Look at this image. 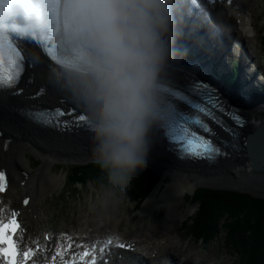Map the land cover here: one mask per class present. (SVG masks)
I'll use <instances>...</instances> for the list:
<instances>
[{
    "label": "bare ground",
    "instance_id": "1",
    "mask_svg": "<svg viewBox=\"0 0 264 264\" xmlns=\"http://www.w3.org/2000/svg\"><path fill=\"white\" fill-rule=\"evenodd\" d=\"M260 1L264 3V0H234L228 7L224 1L216 3L214 10L222 18L220 25L222 29L232 35L234 28L231 24L235 21L237 28L247 35H252L254 29L249 22L250 13L261 7ZM124 22L125 31L133 44H147V47L156 49L155 41L135 29L133 21L125 18ZM177 37L170 35L169 40L179 41ZM185 42L187 43L183 44L181 49L183 52L191 48L199 55L198 61L191 63L192 66H197V63H202L208 57L209 54L205 49L193 45L191 41ZM28 56L31 68L27 73L32 82L21 86L23 94L11 98L9 94L0 93V128L4 132L0 139V171L6 169L8 176L4 197L8 193H12L15 197L9 210L21 221L22 231L17 236V243L21 250L29 253L27 264L63 263L71 260L73 254L83 251L84 248L96 245L111 250L113 244L120 241L127 243L135 251L130 254L118 252L122 258H116L114 264H134L144 260L154 264H165L175 256H184L175 251L179 246V235L175 228L179 227L192 211L191 206L184 201L186 193H191L197 186H223L264 195V171H253L247 160L232 158L214 167L186 164L175 160L166 151L159 136L140 134L139 137L117 139L83 132L67 134L43 132L23 122L16 116L15 111L27 103L22 97L32 94L38 87L45 89L44 95L37 100L41 104L58 105L59 100L67 97L69 100L65 105H75L93 116H102L101 112L112 96L115 98L123 96L119 95L123 90L121 88L119 90L113 80L79 76L68 72L58 75L46 67L40 55L28 51ZM170 60L177 62L176 59L170 58ZM178 62L185 65L181 59ZM241 73H245L243 75L245 86L251 85L252 75L249 74L251 71L247 73L244 69ZM173 77L172 75L171 79ZM115 98L114 102H117ZM246 114L253 122V126L263 121L264 115L261 110L247 109ZM222 134L226 135L223 132ZM8 140L10 142L6 143ZM27 155L42 160L37 170L33 171L30 168L31 160L26 158ZM77 160L86 161L85 163L129 160L138 170L152 167L161 174L162 182H159L160 184L158 183L146 198L140 214L145 215L152 210L164 211L160 223L163 230L156 229L157 231L151 235H146L144 230L139 232L135 229L131 233L126 229L120 230L121 223L113 220L116 205L106 203L104 197L97 200L88 212L91 215L98 213L100 216L101 209L106 210V215L98 220L96 225H92L93 221H96L94 217L90 220L86 212H81L77 219L74 218L76 223L74 228L63 225L56 232L46 234L47 240L43 239L44 235L42 238L36 235V238L31 240L35 225L40 223L43 217L40 202L47 197V194L50 195L61 181L60 177L49 174L54 162L63 164L60 162L69 161L70 164ZM25 199L29 200L26 206L23 205ZM4 213L5 210L1 209L5 219L7 217ZM169 230H174V234L162 237L161 233ZM108 240L112 241L110 247L107 246ZM212 258L209 262H212ZM185 260L188 263L198 261L190 258Z\"/></svg>",
    "mask_w": 264,
    "mask_h": 264
},
{
    "label": "rangeland",
    "instance_id": "2",
    "mask_svg": "<svg viewBox=\"0 0 264 264\" xmlns=\"http://www.w3.org/2000/svg\"><path fill=\"white\" fill-rule=\"evenodd\" d=\"M260 4L261 7L259 9H255L252 13H250L249 22L254 29L252 35L245 34L236 27L235 21L232 22V27L235 28L236 36L239 34V36L243 38L244 45L248 48L247 50L251 59L250 68H256L259 64L260 70L258 71V78L261 76L264 77V43L262 33L264 29V3L260 1ZM64 101H67V99L65 98ZM255 124L257 125L256 122ZM76 137L81 138L78 136ZM26 158L31 160V169L33 171L37 170V168H39L42 164V160L37 157L27 155ZM109 161H102L104 163L98 164L107 163V165H109ZM85 162L86 161L77 160L75 163L85 164ZM113 162L114 166L106 173V176L103 177V182L98 181L100 183L96 184L92 181H97L94 179L95 176H87L86 179L83 180L82 188L79 185L72 186L70 185L71 183L69 184L67 181V175L72 170L71 165L55 164L56 162H54L49 174L60 177L61 181L51 192V194H47V197L40 202L43 217L41 222L35 225L31 239H34L36 235L41 234L43 231L55 232L63 225L74 228V218H78V215L81 212H86V215H88L90 220H92L94 217L96 221H93L94 223H92V225H96L97 222H99L100 219L106 215V210L102 208L100 211V216L98 213L91 215L88 212L90 207L94 205L97 200H101L104 197L106 198V203L108 202V204L112 206L116 205V213L113 217V220H115L116 223H121V226L119 227L120 230L126 229L130 233L134 232L135 229L139 230V232H141L140 230H144L146 235L154 234L157 230H163V228L160 227V223L164 216V211L152 210V212L150 211L145 215H141L140 210L142 209V200L136 201L138 204H136L135 209V204L130 197L132 193H129L130 187H132L134 184L138 186V181L144 177L143 175L146 172H152L157 177V183L154 186H151V183L146 185L148 187V193H152V191L157 187V184L162 182L161 174H159L152 167H146L138 170L129 160H113ZM60 163L68 164L69 161ZM162 187H164V185H162ZM228 188L229 187L223 186H197L193 189V191H191V193L185 194L184 201L191 206L192 211L187 216V218L181 222L179 227L175 228L176 233L179 235V246L175 249V251L178 254H183L185 256H181L182 258H190L191 260L205 261L209 263L211 260L210 258L213 257L212 263L216 262V264L241 263L240 256L233 248H231V246L228 247L227 245L228 238L224 231L227 221L222 219L218 221V219H216L218 215L215 216V219H213L214 224L210 225L209 227V229L211 228L212 230L210 232H212L214 235L211 238L209 236L210 240H206L200 236L197 237L194 234L191 235L189 232L191 231L190 228H192L195 224L196 216L201 214L202 211V205H200L195 200L196 194L201 190L213 192H233L238 195L244 194L256 199L264 200V195L255 194L245 190L239 191V189L236 190V188ZM145 190L140 192L138 195L146 193ZM136 194L137 192H135L132 197L134 198ZM145 198L146 197H143V200H145ZM3 200L4 204L2 208L6 212L13 204L15 197L12 193H8ZM170 234H174V230L161 233L162 237L168 236Z\"/></svg>",
    "mask_w": 264,
    "mask_h": 264
},
{
    "label": "trees",
    "instance_id": "3",
    "mask_svg": "<svg viewBox=\"0 0 264 264\" xmlns=\"http://www.w3.org/2000/svg\"><path fill=\"white\" fill-rule=\"evenodd\" d=\"M264 33V30H263ZM264 43V34H263ZM109 165L96 164L80 167L72 171L71 182H83L87 176H95L94 179L103 182V177L113 168ZM101 175V176H99ZM144 177L130 187L129 193L132 200H143L148 195L147 184L154 186L157 177L152 172H146ZM98 177V178H97ZM99 179V180H98ZM101 179V180H100ZM146 189V190H145ZM145 190L146 193L138 195ZM137 192L133 198V194ZM195 200L202 205L201 214L196 216L195 224L190 234L206 240L213 237L210 225L216 219L227 221L225 234L227 245L231 246L240 256V264H264V200L253 198L249 195H238L233 192H213L201 190L195 196ZM194 223V222H193ZM193 229V230H192ZM210 240V239H209Z\"/></svg>",
    "mask_w": 264,
    "mask_h": 264
},
{
    "label": "water",
    "instance_id": "4",
    "mask_svg": "<svg viewBox=\"0 0 264 264\" xmlns=\"http://www.w3.org/2000/svg\"><path fill=\"white\" fill-rule=\"evenodd\" d=\"M229 108L230 112L228 115L231 118L232 125L234 126L233 131L237 132L239 138L242 139L239 143L242 144L243 147L241 149H237V151L235 150L233 157L222 158L218 161V164L207 166L214 167L219 165L224 160L240 158L247 160L251 164L253 171H264V116L263 121L260 124L253 126V122L249 120L246 114L247 109L250 108H240L236 106H230ZM228 134L230 135V133ZM168 149L170 150V147H168Z\"/></svg>",
    "mask_w": 264,
    "mask_h": 264
}]
</instances>
